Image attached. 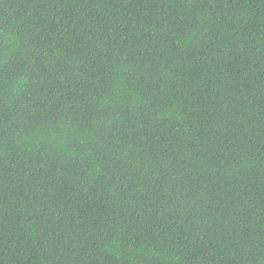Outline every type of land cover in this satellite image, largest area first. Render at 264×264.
Wrapping results in <instances>:
<instances>
[{"label": "trees", "instance_id": "1", "mask_svg": "<svg viewBox=\"0 0 264 264\" xmlns=\"http://www.w3.org/2000/svg\"><path fill=\"white\" fill-rule=\"evenodd\" d=\"M0 264H264V0H0Z\"/></svg>", "mask_w": 264, "mask_h": 264}]
</instances>
